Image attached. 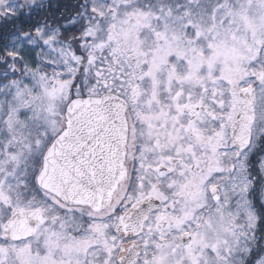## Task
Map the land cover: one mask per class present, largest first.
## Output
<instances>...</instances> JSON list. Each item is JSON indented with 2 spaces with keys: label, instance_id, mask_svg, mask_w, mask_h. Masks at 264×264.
Returning <instances> with one entry per match:
<instances>
[{
  "label": "snow or ice",
  "instance_id": "snow-or-ice-1",
  "mask_svg": "<svg viewBox=\"0 0 264 264\" xmlns=\"http://www.w3.org/2000/svg\"><path fill=\"white\" fill-rule=\"evenodd\" d=\"M0 264H264V0H0Z\"/></svg>",
  "mask_w": 264,
  "mask_h": 264
}]
</instances>
